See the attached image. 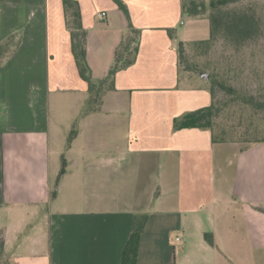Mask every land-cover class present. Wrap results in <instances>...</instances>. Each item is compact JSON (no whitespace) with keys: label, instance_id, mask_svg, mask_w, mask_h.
Returning <instances> with one entry per match:
<instances>
[{"label":"crops","instance_id":"crops-1","mask_svg":"<svg viewBox=\"0 0 264 264\" xmlns=\"http://www.w3.org/2000/svg\"><path fill=\"white\" fill-rule=\"evenodd\" d=\"M121 1L141 31L136 59L82 115L88 84L62 0H0V42L20 33L0 67L6 264H121L143 218L135 264H264V141L213 142L209 129L174 127L211 102L206 79L178 60V43L207 39L210 26L186 36L202 16L180 26L181 0ZM78 2L99 80L128 21L114 0Z\"/></svg>","mask_w":264,"mask_h":264},{"label":"trees","instance_id":"trees-1","mask_svg":"<svg viewBox=\"0 0 264 264\" xmlns=\"http://www.w3.org/2000/svg\"><path fill=\"white\" fill-rule=\"evenodd\" d=\"M123 11L128 21V31L122 37L114 52L112 65L107 75L99 80L91 76L90 67L86 59L87 30L82 24L81 9L78 0H62L65 25L70 33L71 51L80 77L88 84V98L82 108L81 114L98 110L103 94L114 89L115 74L132 65L138 52L140 30L135 28L130 19L127 6L121 0H114ZM182 21L187 16H199L203 13V1L190 0L186 4L181 0ZM210 34L205 40L196 43H209L222 39L226 43L240 48L249 45L261 34V24L254 7L251 4L239 5V0H209ZM170 37H174L176 28H167ZM20 33L8 35L0 42V67L5 60L18 48ZM186 44L178 43L179 66ZM182 71V70H180ZM193 70H184L183 72ZM208 82L211 93V102L208 106L199 108L183 115L180 120L174 121L175 128L197 127L209 129L213 142H238L244 145L264 141V92L243 93L216 81L210 75ZM219 86L230 93L227 99L215 100L214 89ZM236 101V110L240 111L237 122H228L226 114L230 111V102ZM243 119L245 120L243 122ZM76 134L75 123L68 136V144ZM63 172V168L61 173ZM55 195V190L52 196ZM145 218L141 224H135L134 229L125 244L121 264H135L137 256L138 239L143 229ZM4 240L2 238V245Z\"/></svg>","mask_w":264,"mask_h":264},{"label":"rangeland","instance_id":"rangeland-1","mask_svg":"<svg viewBox=\"0 0 264 264\" xmlns=\"http://www.w3.org/2000/svg\"><path fill=\"white\" fill-rule=\"evenodd\" d=\"M189 4L190 0H184ZM199 2L201 0H195ZM204 3L203 13L196 22L187 23L184 26L186 36H201L209 32V0H202ZM251 4L261 24V34L249 45L236 48L222 39L209 43L189 42L186 44L180 61V70L190 71L193 75L206 72L209 77L212 75L216 81H222L225 85L233 87L243 93L264 92V0H239V5ZM192 16H190L191 18ZM182 21V20H181ZM183 23H180V26ZM209 78L206 80L208 82ZM211 85L208 82V86ZM215 100L227 99L230 95L227 90L216 86L214 89ZM236 101L230 102V111L226 114V120L230 123L237 122L240 114L236 110ZM245 120L243 119V122ZM2 235L0 233V264H6Z\"/></svg>","mask_w":264,"mask_h":264},{"label":"water","instance_id":"water-1","mask_svg":"<svg viewBox=\"0 0 264 264\" xmlns=\"http://www.w3.org/2000/svg\"><path fill=\"white\" fill-rule=\"evenodd\" d=\"M199 75L206 80L209 78V75L206 72H200Z\"/></svg>","mask_w":264,"mask_h":264},{"label":"built area","instance_id":"built-area-1","mask_svg":"<svg viewBox=\"0 0 264 264\" xmlns=\"http://www.w3.org/2000/svg\"><path fill=\"white\" fill-rule=\"evenodd\" d=\"M104 14V13H103ZM179 238L178 237H176V240H178Z\"/></svg>","mask_w":264,"mask_h":264}]
</instances>
